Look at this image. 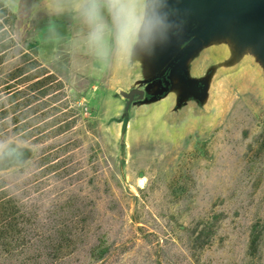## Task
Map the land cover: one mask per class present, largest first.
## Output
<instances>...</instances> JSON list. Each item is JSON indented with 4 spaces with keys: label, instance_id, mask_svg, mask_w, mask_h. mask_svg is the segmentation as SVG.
<instances>
[{
    "label": "rangeland",
    "instance_id": "rangeland-1",
    "mask_svg": "<svg viewBox=\"0 0 264 264\" xmlns=\"http://www.w3.org/2000/svg\"><path fill=\"white\" fill-rule=\"evenodd\" d=\"M101 15L102 53L81 6L0 0V264H264L261 78L181 124L138 115L122 149Z\"/></svg>",
    "mask_w": 264,
    "mask_h": 264
},
{
    "label": "water",
    "instance_id": "water-1",
    "mask_svg": "<svg viewBox=\"0 0 264 264\" xmlns=\"http://www.w3.org/2000/svg\"><path fill=\"white\" fill-rule=\"evenodd\" d=\"M49 11L81 6L80 0H41ZM138 11L151 20L128 56L117 66L125 149L130 122L138 115H159L181 124L217 106L225 81L254 70L264 92V0H140ZM74 13V12H73Z\"/></svg>",
    "mask_w": 264,
    "mask_h": 264
},
{
    "label": "clouds",
    "instance_id": "clouds-1",
    "mask_svg": "<svg viewBox=\"0 0 264 264\" xmlns=\"http://www.w3.org/2000/svg\"><path fill=\"white\" fill-rule=\"evenodd\" d=\"M140 0H80L82 11L92 27L90 42L98 52H103L107 25L101 15L103 3L117 26V43L122 54L130 55L133 44L137 42L142 25L146 35H151L154 23L144 20L138 11Z\"/></svg>",
    "mask_w": 264,
    "mask_h": 264
}]
</instances>
